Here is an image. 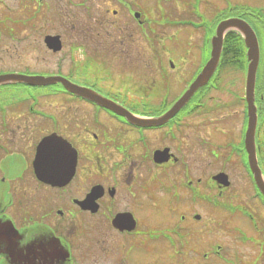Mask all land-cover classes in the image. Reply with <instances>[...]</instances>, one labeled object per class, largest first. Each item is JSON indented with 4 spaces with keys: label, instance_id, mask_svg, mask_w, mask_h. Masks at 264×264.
I'll return each instance as SVG.
<instances>
[{
    "label": "flooded vegetation",
    "instance_id": "flooded-vegetation-1",
    "mask_svg": "<svg viewBox=\"0 0 264 264\" xmlns=\"http://www.w3.org/2000/svg\"><path fill=\"white\" fill-rule=\"evenodd\" d=\"M146 1L0 0V32L9 39L0 74L61 76V85L46 88L0 86V264H193L194 222L204 221L195 203L216 210L230 203L235 169L257 197L244 146L247 58L238 33L239 55H223L210 80L165 122L135 124L63 85L160 117L210 58L219 22L243 19L261 49L256 144L264 161V5L229 3L210 14L209 1L175 7L154 0L152 14ZM55 13L59 29H50ZM177 29L187 37L175 38ZM48 36L59 40L51 45ZM166 40L176 45L174 57L161 47ZM187 46L196 61L185 57ZM50 135L58 138L39 151ZM222 173L228 186L217 178Z\"/></svg>",
    "mask_w": 264,
    "mask_h": 264
},
{
    "label": "rangeland",
    "instance_id": "rangeland-1",
    "mask_svg": "<svg viewBox=\"0 0 264 264\" xmlns=\"http://www.w3.org/2000/svg\"><path fill=\"white\" fill-rule=\"evenodd\" d=\"M205 2H210V14L213 13L214 7L217 6H228L229 3H248L255 6L264 5V0H204ZM182 0H172V4L176 6L181 5ZM147 8L149 12L155 14L153 10H156V4L154 0L146 1ZM165 7V6H164ZM151 13H147V18H153ZM58 14L50 15V29H59L56 22H59L57 18ZM180 17V16H176ZM153 22V19L151 20ZM179 29H177L178 31ZM172 31V30H171ZM170 31V32H171ZM174 31L175 38H186L187 34L179 30ZM177 32V33H176ZM196 37V34L190 37ZM0 60L2 57H6L5 53L8 46V35L4 32H0ZM194 40V38H193ZM145 45L147 47L148 39H144ZM166 40L162 43L161 47L168 50L167 57L173 56L172 46L176 48L175 43L170 40ZM197 40H195L196 42ZM178 42V39H175ZM196 49V46L193 47ZM177 50V48H176ZM179 50V49H178ZM185 57L188 59L198 58L197 52L194 53L189 51V46L185 47L184 52ZM174 57V56H173ZM19 68V65H16ZM42 68V66H40ZM43 68H46L43 66ZM55 66L50 65L47 69H54ZM234 73V72H232ZM52 103L57 106V100H49V104ZM233 185L230 189L226 190L229 195L225 200L230 202L232 205L239 206V204L247 206L249 208L247 211H251L254 214V221L248 220V216L237 211H230L228 209H223L219 211L212 208L215 207L211 204H202L199 206L198 202L195 203V211L201 213L204 217L203 222H194L193 234H194V258L193 264H264V206L257 199L253 198L251 195L252 190L250 189L249 183L245 176H243L238 170H234L233 173ZM233 198V199H231ZM242 202V203H237ZM212 206V207H211ZM198 227V228H197ZM217 245L221 246V250L224 253V259L218 260L217 258H206L201 255L209 247L214 246V250H217Z\"/></svg>",
    "mask_w": 264,
    "mask_h": 264
},
{
    "label": "water",
    "instance_id": "water-1",
    "mask_svg": "<svg viewBox=\"0 0 264 264\" xmlns=\"http://www.w3.org/2000/svg\"><path fill=\"white\" fill-rule=\"evenodd\" d=\"M231 30H236L241 34L247 47V57L249 64H248V73H247L246 99L248 102L249 121H248V129L246 132L245 144L249 155L250 167L253 171L255 181L260 191L264 194V176L258 164L256 145H255L257 111H256V106L254 104V88H255V80H256V74L259 64V58H260V48L256 33L254 32L253 29H251V27L246 22L237 18H229L220 22V24L217 27L216 34L212 39V52H211L210 60L205 65L203 70L200 72L199 76L197 77L195 82L191 85L187 93L180 99V101L177 103V106L170 111L167 117L173 115L180 108V106L186 100H188L191 97V95L199 87L204 85L212 76L220 60L224 36L228 31ZM57 38L58 37L50 36L47 38V41H49L52 45L53 44L52 41H56ZM58 82L61 83V76H40V75L33 76V75H24L17 73L0 74V85L6 83H27L30 85L47 86L50 84H56ZM62 83L69 91L73 92L76 95L93 100L97 102L99 105L108 107L118 112L119 114L126 116L128 119L134 122L140 121L136 118H132L131 114L121 106H118L111 100L102 97L96 92L82 88L75 84H71L67 81H62ZM56 138L58 137L57 136L48 137L45 142L46 145L55 142Z\"/></svg>",
    "mask_w": 264,
    "mask_h": 264
},
{
    "label": "trees",
    "instance_id": "trees-1",
    "mask_svg": "<svg viewBox=\"0 0 264 264\" xmlns=\"http://www.w3.org/2000/svg\"><path fill=\"white\" fill-rule=\"evenodd\" d=\"M239 40L240 38L233 33H230L227 35L225 49L223 53L225 58L229 57L230 59V58L237 57V54L239 55V52L241 50L238 44L240 43Z\"/></svg>",
    "mask_w": 264,
    "mask_h": 264
}]
</instances>
